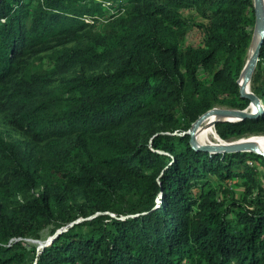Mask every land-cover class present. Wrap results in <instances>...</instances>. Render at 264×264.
Masks as SVG:
<instances>
[{"label": "trees", "instance_id": "16d2710c", "mask_svg": "<svg viewBox=\"0 0 264 264\" xmlns=\"http://www.w3.org/2000/svg\"><path fill=\"white\" fill-rule=\"evenodd\" d=\"M107 1L0 0V113L32 142H73L54 178L0 135V264L28 250L32 264H264V183L249 161L264 156L194 148L185 132L207 109L249 104L238 78L253 0H112L124 8L113 34L87 35L85 16ZM109 37L111 70L65 75L101 60ZM249 87L262 111L217 121L218 136L264 123V37ZM45 227L66 228L30 249L24 237Z\"/></svg>", "mask_w": 264, "mask_h": 264}, {"label": "rangeland", "instance_id": "374dc122", "mask_svg": "<svg viewBox=\"0 0 264 264\" xmlns=\"http://www.w3.org/2000/svg\"><path fill=\"white\" fill-rule=\"evenodd\" d=\"M100 1V0H97ZM116 1H107L102 5V9L100 11L95 12L94 18L91 16H85V20L88 21L87 26L85 28L87 35L92 34H105L106 36H110L113 34V30H111L112 26L115 27L117 18L123 14L124 8H117ZM183 15L189 17L191 20L196 21L198 18H194L195 12L190 9L182 10ZM111 30V31H110ZM201 34L197 30L195 25H191L188 30L186 41L196 43L199 41ZM84 38V37H83ZM73 44V43H68ZM119 49V45L116 44L115 40L112 37H109L108 43L104 45L97 46V50L102 52L101 60H94L91 63H78L75 68H73L69 73L65 75H71L79 71L81 67H83L87 72H100L105 70H111L115 63V57L117 56V51ZM252 45L249 47V53L251 52ZM44 53V52H42ZM247 53V56L248 54ZM247 58V57H246ZM240 77V76H239ZM239 81H242V77L238 78ZM58 80L53 81L49 85L44 88V94L49 95L55 89ZM250 83V82H249ZM261 102V100H260ZM262 103V102H261ZM263 105V104H262ZM248 111L254 110L253 105L249 104L245 107ZM211 121H206L197 131L196 133V140L198 143H214V144H222L226 141L230 140H240L243 138H261L264 139V123L255 127V129L251 132H248L244 135V137L239 138L240 136L232 137L229 139H224L218 136L216 129L213 124V131L205 130V125ZM163 129L169 128L167 124H160ZM178 132V131H174ZM0 135L10 139H19L20 140V149L23 152V157L31 159L33 158L36 161V165L38 166L39 170L50 173L54 178L55 176H60V173L55 171V166L58 165L62 161L60 149L63 148H72L71 143L72 138L66 137L58 139V141H52L51 143L45 144V142H32L27 137L26 133L21 129H16L6 123L5 117L3 113H0ZM247 135V136H246ZM225 141H223L222 139ZM264 148V143L262 145ZM249 161L258 167V175L259 178L264 183V166H262L259 161L254 159H249ZM57 177V178H58ZM38 187L29 188L28 190L18 193L14 196L16 199H26L28 198L34 191H37ZM236 191H242L241 188H236ZM78 199V196L74 197ZM50 236V227H45L42 230V237L41 238H32V237H24V242L28 245L31 249L32 245H36L38 248V241H45ZM32 250H28L27 259L24 264H32Z\"/></svg>", "mask_w": 264, "mask_h": 264}, {"label": "water", "instance_id": "95a60500", "mask_svg": "<svg viewBox=\"0 0 264 264\" xmlns=\"http://www.w3.org/2000/svg\"><path fill=\"white\" fill-rule=\"evenodd\" d=\"M253 10H254V26L252 31V37L250 40L249 46L252 44L254 37L258 36V39L252 48L251 52L248 54L246 61L243 65L241 70L242 81L239 82V92L240 96L246 97L249 99V106L253 105L254 110L248 111L247 108H235V107H227V106H214L210 109H207L203 113H201L191 124V126L185 131L189 134V142L192 147L204 149V150H211V151H253L264 156V148L260 147L254 142L251 141H236L230 140L226 141L222 144H214V143H198L195 139L194 132L197 127L200 125L201 121L210 114H218V115H228L233 116L235 118H221L215 119L212 124H215L217 121L220 120H229L235 121L240 120L244 117H252L259 114L262 109L263 105L260 102V98L252 91L249 87L250 78L254 68L256 66V62L259 56V48L264 37V0H253ZM249 49V48H248ZM76 221V220H75ZM72 221L70 224H72ZM66 227L58 228L53 234H51L45 241H38V248L43 247L47 242L52 240V238L57 235L62 229Z\"/></svg>", "mask_w": 264, "mask_h": 264}, {"label": "bare ground", "instance_id": "6f19581e", "mask_svg": "<svg viewBox=\"0 0 264 264\" xmlns=\"http://www.w3.org/2000/svg\"><path fill=\"white\" fill-rule=\"evenodd\" d=\"M257 39H258V36H256V37H254V40H253V42H252V48L254 47V45H255V43H256V41H257ZM252 50V49H251ZM241 77H242V75H241ZM240 77V78H241ZM239 82H241V81H239ZM221 118H229V119H233V118H235V117H233V116H228V115H218V114H210V115H208V116H206L202 121H201V123H200V125L197 127V129L195 130V132H194V136H195V139H196V133H197V131L199 130V128L206 122V121H211V122H209L208 124H206L205 125V130H211V131H213V124H212V122L215 120V119H221ZM197 141V140H196ZM238 141H251V142H254V143H256L257 145H259L260 147H262V145H263V143H264V139H261V138H243V139H240V140H238Z\"/></svg>", "mask_w": 264, "mask_h": 264}]
</instances>
